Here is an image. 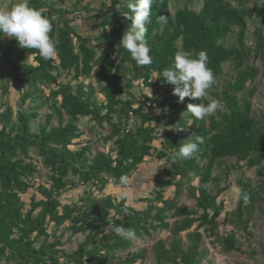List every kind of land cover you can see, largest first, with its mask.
Masks as SVG:
<instances>
[{"label": "trees", "instance_id": "trees-1", "mask_svg": "<svg viewBox=\"0 0 264 264\" xmlns=\"http://www.w3.org/2000/svg\"><path fill=\"white\" fill-rule=\"evenodd\" d=\"M56 1H27L30 7L43 9L52 23L49 35L57 41L55 58L44 60L35 49H21L14 38L7 41L5 51L0 46V62L8 61L13 48L18 49L20 59L32 61L17 67L16 76L23 88L21 105L27 102L25 108L10 127L9 113L0 115V259L15 264H56L53 255L59 242L34 246L39 237L47 236L45 222L54 227L67 223L70 237H82L75 249L65 255L66 264H137L145 259L146 251L136 252L135 242L163 231L169 234V239L153 245L155 264H201L206 257L203 240L211 238L222 254L247 255L236 245L234 232L219 235L216 218L223 214L224 208L217 199L227 190L222 187L212 192L211 185L216 182L212 176L214 166L223 159L232 160L237 169L261 166L258 173L264 175V120L251 116L250 102L242 101L240 105L236 98L245 90L248 98L253 96L255 89L246 87L254 84L259 71L250 67L235 75L214 95L223 111L203 120L191 114L183 117L181 114L187 111L189 103L179 102L178 97L173 105H168L170 115L176 118L170 117L166 122L169 116L152 117L151 110L137 104L130 91L138 81L144 88L168 86L160 77L162 71L172 65L177 51L193 50L207 52L208 67L216 77L211 88H219L225 79L224 67L232 64L240 69L247 58L244 50L248 21L264 22V16L258 12V1L253 0L251 9H246L243 0H202L195 12L186 7L195 0H184L186 6L176 10L172 19L163 24L157 18L166 17L169 0H155L146 35L152 63L143 67L137 66L123 47L119 48L131 23L124 17L130 12L129 0H109L108 6L103 3L92 10L85 19L99 29L94 38L79 35L71 26L73 19H66L71 12L56 7ZM231 34L236 48L227 49L222 41ZM252 39L255 47L250 50L264 64V33L260 28L253 31ZM178 40L181 49L176 46ZM70 71L75 80L92 76L99 85L98 92L90 85L86 89L79 85L74 92L66 85L49 90L47 95L59 103L52 102L51 113L43 123L37 122L33 132L31 124L38 118L37 103L44 98V88L56 83L58 72ZM97 94L102 98L100 105ZM53 117L55 126L50 122ZM84 119L100 128L106 124L114 136H119L113 142L114 155L98 152L88 156L86 148L74 152L67 149L72 140L80 137L77 126ZM130 119V129L122 127L121 122ZM186 120L193 124L187 126ZM153 121L157 125L153 126ZM162 122L165 130L161 131L157 127L163 126ZM193 134L204 140L198 154L174 162L173 153ZM154 142H158V147ZM35 157L40 158L38 163L34 162ZM149 159L162 162L157 172L165 178L155 179L143 211L125 206V200L116 202L102 194L106 186L116 187L121 176L131 177ZM39 169L46 171L49 187L38 185L36 191L41 199L35 202L31 197L25 209L21 195L34 186L36 178H41ZM67 176L76 178L83 191L75 202L62 204L61 191L73 184V179L69 181ZM237 185L240 189L231 215L246 232L249 212L257 199L249 182L239 178ZM185 186L193 202L191 208L177 204ZM171 189L173 197L165 200L163 191ZM35 210L39 211L32 217ZM114 226L134 229L135 236L131 239L118 236Z\"/></svg>", "mask_w": 264, "mask_h": 264}, {"label": "rangeland", "instance_id": "rangeland-1", "mask_svg": "<svg viewBox=\"0 0 264 264\" xmlns=\"http://www.w3.org/2000/svg\"><path fill=\"white\" fill-rule=\"evenodd\" d=\"M28 1V0H27ZM246 3L245 8L251 9L253 0H243ZM259 3V13L264 16V0H256ZM20 0H0V11L9 10L14 4L19 3ZM109 5V0H57L55 6L59 7L62 10H67L71 12V15H68L66 19H73L71 26L75 31L82 37H92L94 38L99 32V29L94 27L89 20L85 18L92 14L93 9H98L101 4ZM202 5V0H195L192 4L186 6L184 0H169L168 8L166 11V18L172 19L173 14L176 10H180L187 7L188 10L197 12ZM261 30L262 34L264 33V22L260 23L258 19L250 20L247 23L246 31V46L244 54L246 59L243 63V66L240 69L234 68V66L228 65L224 67L225 79H223L221 86L217 89H209L208 95L201 100H193L190 98H185L184 100L190 104L198 103H209L211 99H216L215 94L221 92L224 89V85L232 81L240 71L245 68L254 67L259 71L258 77L255 79L253 85H248L247 88H254L255 92L251 98H248L246 95V90L236 95L237 100L240 105L242 101H248L251 104V116L256 119L264 120V64L260 63L258 58L250 50V48L255 47V41L252 39L253 31L256 29ZM10 38L7 36H0V46L2 51H5L7 41ZM223 45L227 49L236 48L235 37L233 34L227 36L223 41ZM176 46L178 49H181L180 40L177 41ZM32 64L30 59H20L18 57V49L13 48L11 54L9 55L8 61L0 62V115L9 113L10 122L8 127L13 125L17 121L18 114L25 108L24 105H21L22 98V84H20L19 78L16 76L17 67L21 64ZM154 82V79L151 80V83ZM66 85L72 92L80 85L83 89H86L89 85L98 92L99 85H96L93 82L92 76L87 80L73 79V71L70 72H58L57 81L54 85L44 88V98L38 101L39 110L37 111L38 118L35 122L31 124V129L34 132L37 122L43 123L44 118L47 114L51 113V104L54 101L57 105L59 100H53L51 96H48L47 93L49 90L56 91L58 86ZM174 86L169 84L166 87L162 88H144L141 85V81L135 82L131 89V94L137 99V104L146 106V109H150L152 117H160L162 115L169 116L166 122L170 121L172 117L170 106L173 105L176 99V95H173ZM85 91V90H84ZM217 93V94H218ZM97 104L102 101V98L97 94L96 95ZM147 103V104H144ZM100 105V104H99ZM136 107V105H135ZM145 111V110H144ZM185 111L183 117H186L190 113ZM181 117V116H180ZM176 118L174 115L172 119ZM52 126L56 125V118L51 119ZM115 122V119H113ZM122 127L128 129L132 125V119L128 122L122 121ZM186 125L189 126V120H186ZM153 126L157 125L156 121L151 123ZM158 129H164V123L162 122ZM166 125V124H165ZM191 126V125H190ZM1 127V124H0ZM77 129L81 132V135L78 139H74L71 142V145L68 146L69 151H79L82 148H86V154L88 156H94L98 152H102L109 155H114V141L119 136H114L112 134V129L108 125L104 124L101 128L94 125L89 120H81L77 126ZM130 129V128H129ZM154 145L158 147V142H154ZM40 161L39 157H35L34 162L38 163ZM147 166L138 168L137 171L131 173L129 177L130 186L134 190V200L142 195V200L148 197V193L152 190L150 179L152 176L157 175L160 178L156 170L160 167L162 162H156L153 160H148ZM254 168L246 170L244 167L242 169H237L232 160L223 159L216 162L212 176L216 182L212 183L211 189L212 192L215 190L226 187V192L222 193L217 201H222L224 212L220 217L216 218L218 224V233L221 237L229 235L231 232H234L236 245L241 249V251L247 255L239 254H222L220 248L217 244L213 242V238L204 239L203 247L206 252V257L203 259L201 264H264V175L258 173L259 169ZM41 172V178H36L34 180V186L29 189L25 194L21 195L22 201L26 202V208L28 209V203L32 197L35 202L41 199L40 195L37 193L36 188L38 185H43L46 188L49 187L48 176L44 169H39ZM142 171V172H141ZM141 174V175H140ZM144 175V178L141 177ZM241 178L245 182H249L251 189L256 194L257 202L254 205V208L249 212L250 222L248 224V229L246 232H243L242 227L236 225V219L232 217L231 213L236 208L238 193L240 187L237 185V180ZM65 179V178H64ZM69 181L73 179V184H68L64 190L61 191L59 197L62 204H70L76 201L79 194L83 191V187L76 184V178H71L67 176ZM133 182H135L133 184ZM192 185H196V181H192ZM137 183L138 187H137ZM117 188L112 184L106 186L103 190L105 196H111L115 199H120L117 195ZM183 196L177 200L178 205H186L188 208H191L193 202L187 196L186 186L183 188ZM163 195L166 200H169L173 197V190L163 191ZM141 193V194H139ZM133 200V202H134ZM139 200V198L137 199ZM136 201V200H135ZM117 202V201H116ZM247 202H245V205ZM39 210H35L32 214V217H35ZM247 217L244 215V218ZM169 223H172V219L168 220ZM67 223L61 227H54L52 224L45 222L44 228L46 229V238L39 237L34 246L38 247L41 243L52 244L56 241L60 243V246L55 248V254L53 257L56 259V264H66L65 255L72 252L76 243L82 240L80 235L70 237V233L66 230ZM184 241V234L180 236ZM169 239V234L165 231L156 232L151 237H143L135 242V251H146L145 259L142 262H137V264H155L154 255L152 252L153 245L158 241L167 242ZM213 243V244H212ZM0 264H15L14 262L5 261L4 258L0 259ZM32 264V262L30 263ZM52 264V263H50Z\"/></svg>", "mask_w": 264, "mask_h": 264}, {"label": "clouds", "instance_id": "clouds-1", "mask_svg": "<svg viewBox=\"0 0 264 264\" xmlns=\"http://www.w3.org/2000/svg\"><path fill=\"white\" fill-rule=\"evenodd\" d=\"M155 0H129V13L124 17L131 23L123 33L119 48L123 47L136 62L143 67L152 63L151 48L146 40L147 25L151 23L152 5ZM158 22L166 24L168 18L159 17ZM53 30L52 23L43 9L30 7L27 0H20L7 11H0V34L14 38L21 49H35L38 55L49 60L58 55L57 41L50 37ZM208 55L204 50L198 53L193 51H177L171 66L165 68L160 77L174 86L173 95L183 102L185 98L201 100L208 95V90L216 83L213 70L208 67ZM217 111H223L221 102L211 99L209 103L188 104L187 112L195 119L203 120L213 116ZM219 119V117H217ZM193 122L189 121V126ZM185 130V129H183ZM195 137V139H193ZM203 137L193 134L182 143L179 150L174 152L172 160L191 159L198 154ZM117 195L122 200L133 198L134 190L130 186L128 176H121L116 185ZM244 199L247 195L244 194ZM115 233L127 239L135 236L134 229L123 226H114Z\"/></svg>", "mask_w": 264, "mask_h": 264}, {"label": "crops", "instance_id": "crops-1", "mask_svg": "<svg viewBox=\"0 0 264 264\" xmlns=\"http://www.w3.org/2000/svg\"><path fill=\"white\" fill-rule=\"evenodd\" d=\"M150 160V159H149ZM148 161V160H147ZM146 161V162H147ZM157 162V161H156ZM162 164V163H161ZM143 166H147V163H143V164H141L138 168H142ZM161 166V165H160ZM157 171V170H156ZM142 172V171H141ZM141 175V174H140ZM151 177V179H150V183H152V185H153V182L155 181V179L157 180H160V179H164L165 178V176H163V175H161L160 176V178H158L157 177V175L156 176H154V178L152 177V176H150ZM144 178V175L141 177V179H143ZM131 179H132V177H131ZM133 180V179H132ZM135 182H133V184H134ZM136 184V183H135ZM138 184L139 183H137V187H138ZM152 185H151V188H152ZM136 189V188H135ZM134 189V190H135ZM166 191H169V190H166ZM139 194H141V193H139ZM109 197H111V196H109ZM112 199H114V200H116L117 202H119L121 199H115L114 197H111ZM134 196H133V198H130V199H127V200H125L124 201V204H125V206H127V207H129V208H131V209H133V210H135V211H143L146 207H147V203L146 202H144V200L145 199H143L142 200V195H140L138 198H139V200H137V199H135L134 200ZM133 200H134V202H133ZM166 200V199H165ZM170 200V199H169Z\"/></svg>", "mask_w": 264, "mask_h": 264}]
</instances>
